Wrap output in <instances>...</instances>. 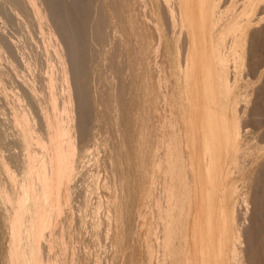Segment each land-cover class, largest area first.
<instances>
[{"label":"rangeland","instance_id":"obj_1","mask_svg":"<svg viewBox=\"0 0 264 264\" xmlns=\"http://www.w3.org/2000/svg\"><path fill=\"white\" fill-rule=\"evenodd\" d=\"M94 1L92 3L95 5H92V3H90L91 10L94 8L91 12V16L93 17L94 15L93 18L101 22L100 23L101 27L99 31L101 30L100 31L101 36L104 31L103 39L106 42L101 41L100 44L97 43L99 45L98 46L96 43H94V41L91 40L94 44L92 45L89 39V35L91 32V30H89L91 29L90 27L91 25L89 26L90 24L89 23L87 26V31H89L87 39L89 41L86 42V47L89 48L88 50H93V51L97 48L96 51L99 52L97 53L96 51H94L96 55L93 53V51L92 52L89 51L91 52L89 53L87 50L86 52V54L88 53L87 56L88 55L89 56L85 58V61H87L85 66L88 64L87 66L89 71H87L86 68L87 71L86 76L88 77L85 76L84 81L85 84L89 82L88 83L89 85L87 84L86 88L88 93L87 95L89 96L88 101H90L89 104L93 105L90 108L92 111L90 113H92L93 115L89 113L90 115L88 116L90 118L89 122L92 125L87 124L89 126V129L87 127L89 132L87 131V133L91 135L87 134V136L89 137L85 136V139L88 138L87 140L91 141L90 143L91 145L87 140H84L85 143L83 145V141L81 140L80 143L82 144H80L78 141L79 138L78 139L76 138L78 137L77 135L78 133H77V129H75V126L73 125L74 123H76L75 118L78 117V114L77 116L75 114L76 112L79 113L78 109L75 110V107L77 108L78 104L76 103L77 105L76 104L73 105V103L76 102L75 101L76 97L73 98V92L75 96V90L73 88L74 86L73 84L69 83L72 82L73 79L72 76L68 74V81L70 79L71 80L68 83L64 82L62 69L60 67L61 65L60 63H58V60L55 61V57L57 58L56 50H58V43L56 44L57 41H55L54 39L52 41V37L50 34L47 35L48 33H50L47 30H51V28L49 27H52V29L54 27L51 26V24L53 25V21H51L52 19H49L50 17L49 18L45 17L48 16L46 15L48 13L50 15V12H47L49 10L46 11V7L42 3V0H36V1L34 0L35 2L34 5L38 3V5L36 4L35 7L39 8L41 6L39 10L43 13L41 14L40 28L37 24L31 21V17L26 18L27 16H29V14H27V12L25 13L24 10L22 11V9L19 12V20L16 23L10 25L9 23H7L6 20L8 14L7 6H4L2 4L3 0H0V4H1L0 18L2 17V19L4 18L3 20L6 21V22L3 21V24L2 22H0V29L2 30L1 33H3V35L6 37L7 36L10 37V39L15 43V45L17 44L16 46L19 45V47H17L18 49L17 56L19 55L18 58L20 57L23 58V59L20 58V60L22 59L21 60L22 65L24 64L23 66H25V62L27 59H28L27 61L30 60V62L32 63L31 64L30 62H28L27 65L30 66L31 68L30 67L26 68L23 66L20 67V65L14 63L17 65L18 74L20 73L18 76L20 77L22 76L21 78L18 77V80L20 81L25 80L28 82V80L33 76V75L31 76L30 74H34L35 72L36 76L34 75L31 79L35 78L33 83H34L35 93L37 96L42 95L43 92L42 90H44L43 93H46L48 91V89L46 91V89L43 88H46L45 87V85H47L46 79L47 77L49 78L50 75H51L50 79L51 80L54 79L53 81L54 84L59 82L55 85V87L59 89H56L55 90L56 92H54L55 94H57V98L60 101L58 102V104H60L59 107L61 106L63 98L69 95L71 97V102H72L70 105L72 107L71 116L73 115V113H75L73 115L75 117L73 118L72 116V120H73L72 125L75 130L72 129L74 134L71 131L72 133L71 136L72 135L75 136V139L77 140L76 144L78 143L77 144L78 147L86 148L89 147V145L91 146V148L89 147L91 149V153H90L91 156L89 157L91 158L89 157H88L89 159L86 158L87 160L90 161L88 162L85 160L87 163L84 161L82 165V167L84 166L83 168H85L86 165L87 167L88 166L89 167L85 168L86 171H84V169L82 170V168L81 170H79L80 168L77 169V171L79 170L80 172L79 174H77L78 178L77 176H75V178H77L76 181L75 178H72L74 176L71 177L72 179L68 186H70L71 183H73L71 185L73 187L70 186L71 187V189H69L70 191L68 190L66 192L67 194H65L67 205L66 207H64V211H63L64 214L61 218V222L58 221L57 226L55 227L56 229L54 228L55 235L58 239L56 238L52 241L53 244L52 243L51 244L53 246L52 247L53 249L52 248L50 249V252L47 255V257L51 259V263L53 262L52 264H56L57 262H58L57 264H227L226 257L228 256V252L226 250L229 247L228 246L229 234H227L226 231L228 232L229 229L228 227L230 224L228 221L229 210L230 207H233V203L235 208L236 207L239 208L241 205V199L244 197L248 202L247 207L244 209L247 210L248 208V211L250 213V216H248L249 222L247 221L248 222L247 224L249 226L247 225L245 227L246 229L243 228V232L247 234L246 235L247 237H243V240H245V242L243 241L244 242L243 245L247 243L244 246L250 250V251L248 250L247 253L246 251L247 249L244 246H242V249H245L242 254H244L245 258H247L244 259V261L248 260L249 262L245 261V263L247 264L249 263L264 264L263 262L264 261V136H263L264 134L263 133L264 130V43H263L264 24L262 26L258 25L260 27L257 26L260 29L258 28L253 29L256 27L254 26L255 25L254 22L251 23L250 27L247 29L249 33H247L248 35H246L247 42L245 41V49H246L245 51H246V55L248 53L247 55L248 57L246 61L248 60L249 62L245 61V64L243 65V70H241L242 72H240V74L237 76L234 85L233 96L237 95L236 101L238 100V107L243 106L241 108L242 111L239 110L240 108L237 109V111L239 110L241 112V113L239 111H238L239 113L237 112V116L238 114H240L239 120L241 119L240 121L241 129L238 140L239 143L238 147L241 144V146L239 147L240 149L238 155L239 157L237 156V159L235 160V165L233 166V170L229 172L228 167L232 161L233 150L227 149L226 140H224L225 137L221 133L219 137H221L222 139L221 140L222 147L221 150L218 149L216 150L217 153L213 161H211V168L209 171L207 167V163L205 161V153H204V145H203L204 142L203 137L205 130L204 123L206 120V113L208 112L206 111L208 109V101L206 98L212 96L214 97L217 93V85L215 83L216 80L214 78L215 76L213 75L215 69L211 65V59H210V36H211L210 27H211V19H212L210 15L211 14L210 9H211L212 1H215V3H217V1L219 0H179V2L178 0H163V1L162 0H111L112 2L110 0H109L110 2L108 0H102V1L94 0ZM222 1L226 2V0H220L217 3L218 7L220 8V11H228L231 10L232 8H236L238 11H240L242 9L241 6H243L245 2V0L244 2L243 0L240 1L237 0L238 2L236 0H231V1L229 0L230 2H228L227 0V5L225 8L226 3L224 4ZM108 3H110L111 5ZM163 7H164L163 9L164 11L162 10ZM166 8L172 11L174 15L176 14L175 9L177 8V12L182 14L185 25L188 26L189 30L193 31V32H189V38H190L189 54L191 55V60H192L191 67L193 68L191 69V76L193 74V78L191 79L188 87L187 84H185V82L181 81L179 75L180 69L177 65L178 62L177 59L180 58L182 59L181 56L183 55V51H184L182 47L185 48V39L183 38L185 36L182 34V32L179 29L170 25L171 23H168L169 20L167 19L165 13ZM98 10L100 11L99 13L101 12L104 13V15L102 13L101 14H102V18H105V20L98 16L100 15L98 13ZM124 10H125V14H124ZM94 11L95 13H93ZM111 11L113 14L111 13ZM262 11L263 10H261V12ZM21 12L22 14L23 13L25 14L20 15ZM160 12L162 13L160 14ZM257 14L259 13H256V15ZM254 15L255 14H252V17ZM164 17H166L168 21L163 20ZM246 17L249 18L251 17V15ZM262 17L264 18V14H262ZM239 18L240 20L242 19L241 17ZM243 20L245 19L243 18ZM21 21L22 23L25 22V24H23L24 26L23 25L20 26ZM28 22H30V24H33V27L35 29L38 27L37 29H40V31L38 30L39 32L38 31L34 32L37 29L35 30L32 27L34 29L33 30ZM6 23L8 25H6ZM48 23L50 24V26L47 25ZM153 23L154 24L156 23L155 24L156 26ZM167 24H169V26ZM106 25L108 26V28L111 26L108 29V31L106 30L107 32H105V30H102L105 29ZM7 27H9V29ZM28 27H30L31 29ZM25 28H27L26 29L27 31L24 30ZM156 28L158 29L156 30ZM249 29H253L256 31L252 32V30ZM177 30L179 31V33ZM257 30L259 32H257ZM175 32L176 34L178 33V36L175 34ZM28 33L31 34V37L30 35L28 37ZM118 33L120 35H117ZM257 33L259 34L257 35ZM35 35L37 36L36 38L39 37L38 38L39 41H37L38 39L35 40ZM179 35L180 36L182 35V37L180 38ZM32 37L34 39L28 40L29 38ZM251 37L252 39L250 40L249 38ZM173 38L175 41L172 40ZM18 39H20V41ZM159 39H160L159 41L160 46L158 43ZM179 39H180V43L183 40L184 43L183 42H182L183 44L177 43ZM33 40L37 42H41V45L42 43H44L42 45L44 48L39 47L41 45L39 46L37 45L40 43L35 42V44H32L34 42ZM50 41L52 42L51 44ZM28 42L31 43L33 47L35 45L38 46V49L40 51L38 52L35 51L37 49L36 46L34 47L35 49L34 48L31 49L32 48L30 47L31 44H29L30 45L29 46ZM54 42L57 46L53 44ZM21 43H23L24 45L26 44V46H28V49L30 48L29 52L28 50L26 51L28 54L25 52L27 55H25L24 52L19 53V51L22 50L25 51L27 49L25 46V50H24L23 49L24 46ZM101 43H103L104 45L105 43L107 44L104 47L102 46L103 44ZM87 45L88 46L91 45L90 46L91 48L93 47L95 48L91 49ZM48 48L51 49L48 50ZM42 49L44 50V52ZM32 50L35 52H33ZM101 50L103 51V53ZM112 50L114 51L117 50V51H115L114 53V51ZM51 51L53 53H50ZM136 51L137 53H135ZM40 52L43 54H41ZM116 52H117V56L120 55V57H118L119 59L115 57ZM21 53H23L24 55H21ZM64 53L66 52L64 51ZM51 54L54 55H52L51 57ZM249 54L251 55L249 56ZM111 56L112 59L110 58ZM33 58L34 59L36 58V61ZM107 58L110 60H108ZM2 59L4 60H2L3 61L2 63L0 62V67H2V70L4 69V72H6V76L3 75L5 73L1 70L0 78L2 80L3 85L6 88L8 87L7 88L8 90H6L7 91L6 96L9 99L7 93L9 91L10 84L8 80L11 79L12 77L11 75H13V73L12 72L9 73L8 71H12L13 69L11 70L12 67L9 68V65L8 64L6 65L7 62L5 61L4 57ZM92 59L95 60V62ZM106 59L108 60V62ZM39 60H41L40 67H42L41 64L43 63H44L43 65H45L46 63L45 65L46 67L44 66L43 68L40 69L39 63H37L39 62ZM111 60L112 62H110ZM117 60L119 61L121 60L122 63L121 61L118 63ZM252 61L253 63L255 61L254 65H252L253 64ZM53 63L54 64L57 63V65L59 64L60 65L58 66L59 69L57 65L56 66L53 65ZM247 63L249 64V66ZM49 65H51V68ZM65 66H67L65 67L67 70L69 66L67 61L65 63ZM116 66L119 67L118 70ZM33 67L36 68V71ZM53 67L55 68L57 67L59 74H57L58 72ZM115 67H116V71H115ZM250 67H252V69ZM21 68L22 69L24 68L23 70L26 71L24 72L23 70H21ZM31 69L34 71L32 72ZM51 70L52 71L55 70L56 74L54 71L52 73ZM117 71L119 72L122 71L123 73L121 72L119 73L120 74L119 75L116 74L118 73ZM229 71L232 72L233 70H229ZM26 72L28 73V76ZM40 72H44V74ZM52 74L56 75L55 78L54 75ZM45 75H49V76H45ZM57 75L58 76L61 75V76L58 77ZM37 76H39V79H37ZM8 77L10 79H8ZM26 77L27 78L30 77V78L27 79ZM119 78H122V80ZM124 80H126L125 83ZM100 83L101 85L102 84L105 85L101 86ZM158 83L160 84V86ZM119 85L122 86V89L125 88L124 92L123 93L121 92V94L119 92H115L116 94L115 95L111 90V88L116 87L120 89L121 87ZM61 89L63 92L60 91ZM99 89L102 90L100 91ZM16 92L19 93V95L20 93L22 94L21 91L18 92L16 90ZM159 92L161 93V95L159 94ZM162 95L164 96L162 97ZM164 97L166 99H164ZM110 100L112 102H110ZM25 102H28V99L27 101H25L24 98V103ZM110 107L111 110L109 109ZM115 107L117 108L115 109ZM249 107H251L250 110ZM30 110H33V112L31 111V114L32 117L33 115L35 117L36 111L31 108ZM245 110L247 115H245ZM8 121L9 119L6 121L7 122L6 124L9 123L10 125L7 126L5 125L6 126L5 128H7L6 130L8 131L9 127H11L10 129L12 131L11 122ZM246 121L248 122V124ZM11 131L9 130L7 133L8 135L11 134L12 136L13 131L12 132ZM11 138L10 136H8V139L10 140L8 139L6 140L9 142V145L6 144L7 148L5 147V151L8 152L9 150L8 153L12 152L11 154L18 155L20 151L18 152V150L16 149L17 146L14 145V143L12 145L11 143L14 149L13 147L12 148L10 147L11 146L10 142L13 140ZM193 139L195 145L194 150H193V142H192ZM40 145L41 143L36 144L35 147L36 148L40 147ZM16 151L18 152V154ZM195 158H196V162L197 160L198 162H200L199 165L198 162L196 164L194 163ZM198 169L200 170V172H198ZM13 170H15V173L18 174L16 168ZM84 172L85 173L87 172L86 173L87 175H85ZM15 173L13 174L14 177L16 176ZM80 173L81 174L84 173L85 176L84 175L81 176ZM85 177L88 178L86 179ZM120 177H122V180L124 181H122ZM1 178L3 179L4 182L2 181ZM256 178H258V180ZM119 180L121 182H119ZM0 181L5 185H7L8 183L7 187L11 185L8 182L7 177H5V175L3 174H0ZM74 181L76 182L75 184ZM108 181L111 182L108 183ZM122 182H124L125 185ZM14 187L16 186L11 185V189L13 190V195L15 197L17 194V190H16L17 188ZM74 189L75 191H72ZM236 189H238L237 190L238 192L236 191ZM120 191L122 192L120 193ZM81 192L85 194V197L84 195H82ZM252 193L254 196L252 195ZM68 195H69V199H68ZM251 196L253 197L251 198ZM253 198H255L256 200ZM120 203L122 204L119 205ZM81 204L83 206H81ZM236 204L239 205L236 206ZM71 206H73L75 209ZM78 207L81 210L80 209L78 210ZM84 207L87 209L85 210ZM241 209L242 208H240V210L237 209L236 211L237 216L239 215ZM209 211H211L212 213L211 214L212 219H211V215H209ZM75 212L78 214L74 215ZM79 213L81 214L80 216ZM161 213L163 215H161ZM65 217H68V219L72 217V219L70 218L69 221ZM62 220H63V225H62ZM77 220H79L80 222L79 221L77 222ZM75 221L80 224V225L78 224L80 226V229L78 228L79 226H77V223ZM69 223L70 224L72 223L71 225L73 226H71ZM237 223L240 225L241 220L240 219L239 221L237 220ZM224 225L226 226L227 229L224 228ZM59 226L62 227L63 230ZM97 228L100 231H98ZM58 231L60 232V234H58L59 233ZM63 233H65L64 235L66 236L65 238H62V240L64 241H61L59 237L61 238L62 237L61 235H63ZM245 234L243 236H245ZM73 238L76 241L75 240L73 241ZM2 240L4 241V243L7 242V237L4 234L2 235ZM207 240H210V242H208ZM61 242H63L64 245H61ZM207 242L209 245V250H208ZM55 243H58L56 244L58 248L57 250L54 249L56 248ZM222 246L223 248L226 249L225 251H223V253H221ZM64 248L67 249L65 250ZM59 250L62 252V255ZM257 251L259 252L257 253ZM59 252L60 254L58 255ZM256 253L257 255H255ZM208 254L210 256L209 258H208ZM57 255L59 257H57ZM60 255L63 257L62 259H60L61 257ZM52 258H54V260ZM55 258L56 259L59 258V261L62 260V262L59 263V261L56 260Z\"/></svg>","mask_w":264,"mask_h":264},{"label":"bare ground","instance_id":"obj_2","mask_svg":"<svg viewBox=\"0 0 264 264\" xmlns=\"http://www.w3.org/2000/svg\"><path fill=\"white\" fill-rule=\"evenodd\" d=\"M36 1V0H35ZM92 0H42V3L45 5L46 7V11L50 12L46 14L48 16H45L46 18L50 17L49 19H52L51 21H53V25L51 24V26H54L53 29L52 27H49L50 24L48 23L47 25H49L48 27L51 28V30H47L50 33H48L47 35H51L52 37V41L53 39L56 42V44L58 43V50H56V56L55 57V61L58 60V63H60V65L57 63L53 65H57L61 67L62 69V73H63V78H64V82L68 83V74H70L72 76V82H69L70 84H73V88L75 90V96H74V92H73V98L76 97V102L73 103V105H75L76 103L78 104V107L76 108L75 106V110H79L76 114L73 113V115L75 114L77 116L78 114V119H76V123H74L73 125L75 126V129H77V135L78 137H76L80 143V141H83V145L85 143L84 140L85 136H87V131L89 129V126L87 124H90V118L88 117L91 111V107L93 105L89 104L90 101H88V93H87V84H85L84 81V77L86 76V72L89 71L88 70V64L85 66V64L87 63V61H85V58H87V50L89 48L86 47V42H88L89 40L87 39L88 37V32L87 31V26L89 24V26L91 27V32L89 35V39L90 41H94V43H99L101 41H104L103 39V33L101 36V33L99 31L100 29V23L99 20L97 21V19H94V15L93 17L91 16V12L93 9L91 10V2ZM102 1V0H101ZM109 1V0H108ZM107 1V2H108ZM111 1V0H110ZM109 1V2H110ZM163 1V0H162ZM220 1V0H219ZM217 1V3L219 2ZM231 1V0H230ZM228 0V2H230ZM237 1V0H236ZM234 1V2H236ZM240 1V0H239ZM38 2V1H37ZM95 2V1H94ZM112 2V1H111ZM134 2V1H133ZM160 2V1H159ZM179 2V0H178ZM223 2V1H222ZM238 2V1H237ZM244 2V0H243ZM34 0H3V5L7 6V23H9L10 25H12L13 23H16L19 20V12L24 10V12L27 14H29L28 17H31V21L35 24H37L40 28V19H41V14H43L39 8L35 7L36 4L38 5V3H36L34 5ZM98 3V2H97ZM124 3V2H123ZM163 3V2H162ZM170 3V2H169ZM215 3V1H212L211 4V36H210V59H211V65L214 67V78L216 80V85H217V93L216 95L213 97H208L206 98L208 101V109L206 111H208L206 113V120H205V130H204V137H203V145H204V153H205V161L207 163V167L208 170L210 171L211 168V161H213L214 157L216 156V150H221L222 147V143H221V137L220 134L222 133L223 139L226 140V146L227 149L229 150H233V154H232V161L228 167V171L231 172L233 170V166L235 165V160L237 159V156L239 155V147H238V140H239V135H240V121L239 120V115L237 116V112L241 110V108L243 107H238V100L237 99V95L233 96L234 93V85H235V80L237 78V76L240 74V72H242L241 70H243V65L245 64V61L247 59V55H246V49H245V41H246V35H248L247 33H249V31H247V29L250 27L251 23L255 22L256 26L253 29H256L260 26L258 25H263L264 24V18L262 17V14H264V0H245L242 9L240 11H238L236 8H232L231 10L228 11H220V8L218 7V4ZM221 3V2H220ZM225 4V8L227 5V0L226 2H223ZM222 3V4H223ZM242 3V2H241ZM41 4V3H40ZM110 4V3H108ZM146 4V3H145ZM167 4V3H166ZM165 4V5H166ZM177 4V3H176ZM174 4V5H176ZM1 5V4H0ZM92 5H95L92 3ZM103 5V4H102ZM111 5V4H110ZM164 5V4H163ZM178 5V4H177ZM240 5V3H239ZM162 6V4H161ZM3 7V6H1ZM99 7V6H98ZM102 7V6H101ZM130 7V6H129ZM166 7V6H165ZM169 7V6H168ZM177 7V6H176ZM234 7V5H233ZM238 7V4H237ZM6 8V7H5ZM4 8V9H5ZM125 8V7H124ZM160 8V7H159ZM170 8V7H169ZM173 8V7H172ZM222 8V7H221ZM240 8V6H239ZM44 9V7H43ZM147 9V8H146ZM153 9V8H152ZM164 9V7L162 8V10ZM171 9V8H170ZM118 10V9H117ZM136 10V9H135ZM161 10V11H162ZM176 10V14L174 15L172 13V11L168 10L167 8L165 9V13L167 16V20L166 17H164L163 20H167L168 23H171L170 25H172L173 27L179 29L182 34L185 36L183 39H185V48L182 47L183 51V55L181 56L182 59H177V65L179 67V75L181 78L182 82H185V84H187V87L190 84L191 79L193 78V74L191 76V69L193 67L192 66V60H191V55L189 54V43H190V38H189V32H193L191 30L188 29V26L185 25L184 23V19L182 17V14H180L179 12H177V8ZM174 10V12H175ZM261 10H263L261 12ZM102 11V10H101ZM144 11V10H143ZM164 11V10H163ZM162 11V12H163ZM179 11V10H178ZM259 11V12H257ZM100 11L98 10V13ZM115 12V10H114ZM133 12V11H132ZM160 12V14L162 13ZM23 13V14H25ZM95 13V11L93 12ZM102 13V12H101ZM99 13L100 15H98L99 17L102 18V14L104 15V13ZM112 13V11H111ZM127 13V11H126ZM135 13V12H134ZM133 13V14H134ZM150 13V12H149ZM164 13V12H163ZM256 13H259L256 15ZM22 14V12L20 13V15ZM22 14V15H23ZM113 14V13H112ZM124 14H125V10H124ZM252 14H255V18L254 16L251 17H246ZM45 15V14H44ZM145 15V13H144ZM246 15V16H245ZM3 16V15H2ZM245 16V17H243ZM22 17V16H21ZM25 17V16H24ZM44 17V16H43ZM98 17V19H99ZM105 17V16H104ZM144 17V16H143ZM239 17H243L245 20H243V18L240 20ZM100 18V19H101ZM137 18V17H136ZM239 18V19H238ZM248 18V19H247ZM0 22H2L3 24V20L2 17L0 18ZM105 20V18H102ZM117 19V18H116ZM154 19V18H153ZM46 20V19H45ZM44 20V21H45ZM103 20V21H104ZM28 21V20H26ZM30 21V22H31ZM50 21V20H49ZM50 21V22H51ZM118 21V20H117ZM6 22V21H5ZM20 22V21H19ZM30 22H28L30 24ZM43 22V21H42ZM41 22V23H42ZM47 22V21H46ZM120 22V21H119ZM117 22V23H119ZM146 22V21H145ZM6 23V25H8ZM167 23V22H166ZM1 24V25H2ZM25 24V22L22 23L21 21V25ZM34 24V26H35ZM105 24V23H104ZM108 24V23H107ZM148 24V23H147ZM154 24V23H153ZM156 24V23H155ZM154 24V25H155ZM5 25V24H4ZM3 25V26H4ZM17 25V24H16ZM27 25V22H26ZM25 25V27H26ZM31 25V26H30ZM29 26L32 28L33 24H30ZM114 25V24H112ZM117 25V24H116ZM119 25V24H118ZM153 25V26H154ZM169 26V24H167ZM15 26V24H14ZM24 26V25H23ZM42 26V25H41ZM104 26V25H102ZM136 26V25H135ZM156 26V25H155ZM253 26V27H254ZM258 26V27H257ZM2 27V26H1ZM17 27V26H16ZM28 27V28H30ZM37 27V26H36ZM89 27V28H90ZM111 27V26H110ZM109 27V28H110ZM131 27V26H130ZM171 27V26H170ZM168 27V28H170ZM9 29V27H7ZM23 28V27H22ZM30 28V29H31ZM34 28V27H33ZM32 28V29H33ZM38 28V27H37ZM36 28V29H37ZM108 26L106 25L105 32L108 31ZM15 29V27H14ZM21 29V28H20ZM27 28H25L24 30H26ZM35 29V28H34ZM33 29V30H34ZM35 29V30H36ZM140 29V28H139ZM158 28H156L157 30ZM173 29V28H171ZM253 29H249L253 31ZM260 29V28H258ZM22 30V29H21ZM32 30V31H33ZM40 31V29H37L34 32ZM42 30V29H41ZM44 30V27H43ZM107 30V31H106ZM117 30V29H116ZM176 30V29H175ZM4 31V30H3ZM31 31V32H32ZM38 31V32H39ZM110 31V30H109ZM159 31V30H158ZM157 31V32H158ZM178 31V30H177ZM262 31V30H261ZM2 30L0 29V62L2 63L4 59H2L3 57L5 58V62L6 65H9V68H11L12 71H8L9 73L12 72L13 75H11V79L8 77L9 84V91H8V97L6 96V90H8L2 83V80L0 78V174L5 175V177H7L8 182L11 185H14L17 188V194L14 197L13 195V190L11 189V185H5L4 183H2L0 181V264H50L51 263V259L47 257V255L50 252V249L53 247L52 246V241L54 239H56V235H55V230L54 228L57 226L58 221L61 222V218L63 216V211H64V207H66L67 205V201H66V197L65 194H67L66 192L71 189V186L73 183H71V187L68 186L70 184V181L72 178H75V176H77L79 174V170L84 169V171H86L85 168H88L87 165L85 168L82 167L84 161H90L87 160L86 158H88L89 156H91V141H88L89 147L86 148H81L78 147L76 144V139L75 136H71V134L73 133L72 129L73 125H72V110H71V97L69 95H67L65 98H63V101L61 103V106L59 107L60 104H58L59 99L57 98V94H55L54 92H56V88L55 85L57 83L54 84V79L51 80L49 75H45V76H49V78L47 77L46 82L47 85H45L46 88L43 89H48V91L46 93H43L44 90H42V95L41 96H37L35 93V88H34V79H31L34 75L36 76L35 72L34 74H30L32 77L27 81L25 80H18V71H17V65H22L21 60H20L19 55L18 54V49L15 45V43L10 39V37H6L3 35V33H1ZM18 32V31H17ZM24 32V31H23ZM119 32V31H118ZM163 32V31H162ZM170 32V31H169ZM180 32V33H181ZM257 32H259L257 30ZM43 33V31H42ZM110 33V32H109ZM179 33V31H178ZM178 33L175 34L178 36ZM255 33V32H254ZM10 34V32H9ZM18 34V33H17ZM23 34V33H22ZM106 34V33H105ZM174 34V35H175ZM252 34V33H250ZM259 33H257L258 35ZM263 34V33H262ZM260 34V35H262ZM19 35V34H18ZM26 35V34H25ZM31 37V34L28 33V37ZM108 35V34H107ZM117 35H120L119 33ZM116 35V36H117ZM123 35V33H122ZM132 35V34H131ZM13 36V35H12ZM46 36V35H45ZM158 36V35H157ZM180 36V35H179ZM254 36V35H253ZM252 36V37H253ZM22 37V36H21ZM26 37V36H25ZM27 37V38H28ZM37 36L35 35V40L38 39L36 38ZM41 37V36H40ZM48 37V38H51ZM105 37V36H104ZM124 37V36H123ZM175 37V36H174ZM182 37V35L180 36V38ZM248 37V36H247ZM249 38L250 40L252 39ZM255 37V36H254ZM13 38V37H11ZM20 38V37H19ZM26 38V40H27ZM42 38V37H41ZM121 38V37H120ZM134 38V37H133ZM30 39H34L29 38ZM103 39V40H102ZM135 39V38H134ZM182 39V40H183ZM20 41V39H18ZM33 40L34 42L32 44H35V42L39 41V39L37 41ZM50 40V39H49ZM112 40V39H111ZM117 40V39H116ZM133 40V39H132ZM174 40V38L172 39ZM171 40V41H172ZM181 40V41H182ZM17 41V40H15ZM46 41V40H45ZM91 41L92 45L93 42ZM118 41V40H117ZM160 39L158 40L159 46H160ZM175 41V40H174ZM178 41V40H177ZM31 42V41H30ZM42 42V39H41ZM41 42H37L40 44H37L38 46L41 45ZM106 42V41H104ZM103 42V43H104ZM121 42V41H120ZM132 42V41H131ZM184 43V40L182 41ZM181 42V43H182ZM247 42V41H246ZM259 42V41H258ZM262 42V41H261ZM25 43V42H24ZM49 43V42H48ZM52 42L50 41V44ZM101 43V44H103ZM177 43H180V39ZM180 43V44H181ZM182 43V44H183ZM264 43V42H263ZM23 44V43H21ZM31 44L28 42V45ZM31 49H33L34 47L32 46ZM44 43H42L43 45ZM55 44V42L53 43ZM55 44V45H56ZM107 43H105V45L103 44L102 46H106ZM176 44V42H175ZM252 44V42H251ZM258 44V43H257ZM39 46V47H43V46ZM47 45V44H46ZM98 45V44H97ZM133 45V44H132ZM138 45V44H137ZM178 45V44H177ZM24 50H25V46L24 45ZM38 46H36V48L38 49ZM54 46V45H53ZM52 46V48H53ZM57 46V45H56ZM88 46V45H87ZM91 46V45H90ZM88 46V47H90ZM96 46V45H95ZM99 46V45H98ZM97 46V47H98ZM111 46V45H110ZM116 46V45H115ZM127 46V45H126ZM182 46V45H181ZM252 46V45H251ZM22 47V46H21ZM51 47V45H50ZM103 47V49H104ZM120 47V46H119ZM26 50L23 51H19L20 52H24L25 55H27L28 53L26 52L28 49V46H26ZM44 48V47H43ZM46 48V46H45ZM56 48V47H55ZM91 48V47H90ZM95 48V47H93ZM91 48V49H93ZM115 48V47H113ZM128 48V47H127ZM144 48V47H143ZM178 48V47H176ZM180 48V46H179ZM251 48V47H250ZM35 49V48H34ZM35 51H40L39 49ZM51 49V48H50ZM48 48V50H50ZM97 49V48H96ZM96 49L94 51H96ZM102 49V50H103ZM137 49V48H136ZM140 49V48H139ZM158 49V47H157ZM248 49V48H247ZM252 49V48H251ZM249 49V50H251ZM255 49V48H254ZM257 49V48H256ZM43 50V49H42ZM101 50V51H102ZM156 50V49H155ZM31 51V50H30ZM33 51V50H32ZM33 51V52H35ZM64 51L66 53H64ZM89 51H93V50H88ZM93 51V53H94ZM105 51V50H104ZM114 51V50H112ZM117 51V50H115ZM114 51V53H115ZM135 51V50H134ZM179 51V52H182ZM27 54H26V53ZM32 52V53H33ZM44 52V50H43ZM89 52V53H91ZM97 53L99 51H96ZM119 52V51H118ZM41 53V52H40ZM39 53V54H40ZM46 53V52H45ZM44 53V54H45ZM50 53H53L52 51ZM48 53V54H50ZM103 53V51H102ZM109 53V52H108ZM137 53V51L135 52ZM23 53H21V55H24ZM43 54V53H41ZM86 54V55H85ZM95 54V53H94ZM111 54V53H110ZM120 54V53H119ZM178 54V53H177ZM182 54V53H181ZM54 54H51V57ZM93 55V54H92ZM96 55V54H95ZM104 55V54H103ZM130 55V54H129ZM180 55V54H179ZM251 54H249L250 56ZM256 55V52H255ZM48 56V55H47ZM86 56V57H85ZM106 56V55H105ZM109 56V55H108ZM107 56V57H108ZM114 56V55H112ZM112 56L110 57L112 59ZM135 56V55H134ZM25 57V56H23ZM49 57V56H48ZM95 57V56H94ZM93 57V58H94ZM115 57H120L117 56V52H116V56ZM122 57V56H121ZM136 57V56H135ZM159 57V56H158ZM96 58V57H95ZM106 58V57H105ZM104 58V59H105ZM34 59V58H33ZM32 59V60H33ZM67 59V60H66ZM108 59V58H107ZM106 59V60H107ZM119 59V58H118ZM124 59V58H123ZM158 59V58H157ZM250 59V58H248ZM25 60V59H24ZM28 60V59H27ZM25 62V66L23 67H30L27 66L28 62ZM36 61V58L34 59ZM33 60V61H34ZM42 60V59H41ZM37 62L39 63V67H40V61ZM53 60V59H52ZM93 60V59H92ZM102 60V59H101ZM110 60V59H108ZM107 60V62H108ZM32 61V62H33ZM34 61V62H35ZM47 61V60H46ZM53 61V62H55ZM69 64L68 69L66 70L65 67V63ZM95 62V60H93ZM98 61V59H97ZM118 63L121 61L117 60ZM248 61V60H247ZM246 61V62H247ZM33 62V63H34ZM91 62V61H90ZM102 62V61H101ZM112 62V60L110 61ZM116 62V61H115ZM125 62V61H124ZM156 62V61H155ZM249 62V61H248ZM4 63V64H5ZM16 63V64H14ZM21 63V64H20ZM24 63V62H23ZM31 63V62H30ZM29 63V64H30ZM36 63V62H35ZM51 63V61H50ZM49 63V64H50ZM122 63V61H121ZM253 63V61H252ZM255 63V61H254ZM254 63L252 65H254ZM32 64V63H31ZM44 64V63H43ZM41 64L43 68L45 65ZM91 64V63H90ZM89 64V67H90ZM93 64V63H92ZM191 64V65H190ZM248 64V63H247ZM257 64V63H256ZM36 65V64H35ZM34 65V67H35ZM100 65V64H99ZM124 65V64H123ZM130 65V64H129ZM32 66V65H31ZM37 66V65H36ZM51 68V65H49ZM107 66V65H106ZM121 66V65H120ZM125 66V65H124ZM127 66V64H126ZM155 66V65H154ZM249 66V64H248ZM6 67V66H5ZM33 67V68H34ZM46 67V66H45ZM57 67H53L55 68V70L58 72ZM113 67V66H112ZM117 67V66H116ZM116 67H115V71H116ZM8 68V67H7ZM31 68V67H30ZM49 68V69H50ZM52 68V69H53ZM87 68V71H86ZM104 68V67H103ZM107 68V67H106ZM110 68V67H109ZM119 67H117L118 70ZM233 68V69H231ZM252 69V67H250ZM6 69V68H5ZM24 69V68H23ZM21 68V70H23ZM36 71V68H34ZM38 69V70H40ZM59 69V67H58ZM108 69V68H107ZM125 69V67H124ZM148 69V68H147ZM2 70V67H0V71ZM9 70V69H7ZM32 70V69H31ZM47 70V69H46ZM55 70H53L55 72ZM229 70H233L232 72H230ZM4 72V69L2 70ZM24 71V70H23ZM22 71V72H23ZM26 71V70H25ZM24 71V72H25ZM28 71V70H27ZM34 70H32L33 72ZM53 71L51 70V72L53 73ZM101 71V70H100ZM108 71V70H107ZM2 72V74H3ZM29 72V71H28ZM30 72V73H32ZM45 72V71H44ZM44 72H40L43 73ZM47 72V71H46ZM99 72V71H98ZM114 72V71H112ZM119 74L121 72L117 71ZM168 72V71H167ZM6 76V72H4ZM27 73V72H26ZM39 73V72H38ZM50 73V71H49ZM48 73V74H49ZM89 73V72H88ZM101 73V72H100ZM111 73V72H110ZM123 73V72H122ZM129 73V72H128ZM133 73V72H132ZM22 74V73H21ZM46 74V73H45ZM56 74V72H55ZM59 74V72L57 73ZM98 74V73H97ZM114 74V73H112ZM115 74V75H116ZM159 74V73H158ZM1 75V73H0ZM54 75V74H52ZM114 75V76H115ZM120 75V74H119ZM128 75V74H126ZM28 76V73H27ZM56 75H54L55 78ZM58 76V75H57ZM61 75H59L58 77H60ZM117 76V75H116ZM140 76V75H139ZM158 76V75H157ZM2 77V76H1ZM22 77V76H21ZM20 77V78H21ZM53 77V76H52ZM70 77V76H69ZM88 77V76H86ZM113 77V76H112ZM121 77V76H120ZM6 78V77H5ZM46 78V77H44ZM110 78V77H109ZM139 78V77H138ZM37 79H39V76H37ZM59 79V78H56ZM55 79V80H56ZM115 79V78H114ZM122 80V78H119ZM125 79V77H124ZM6 80V79H5ZM45 80V79H42ZM109 80V79H107ZM140 80V79H139ZM62 81V80H60ZM111 81V80H110ZM119 81V80H118ZM6 82V81H5ZM102 82V81H101ZM126 82V80H124V83ZM231 82V83H230ZM62 83V82H61ZM60 83V84H61ZM65 83V85H66ZM104 83V82H103ZM121 83V82H120ZM237 83V82H236ZM5 84V83H4ZM45 84V83H44ZM43 84V85H44ZM119 84V83H118ZM117 84V85H118ZM159 84V83H158ZM182 84V83H180ZM59 85V84H58ZM64 85V84H63ZM69 85V84H68ZM89 85V84H88ZM101 85V83H100ZM105 85V84H102ZM101 85V86H102ZM152 85V84H151ZM9 86V85H6ZM107 86V85H106ZM120 86V85H119ZM160 86V84H159ZM43 87V86H42ZM62 87V85H61ZM67 87V86H66ZM65 87V88H66ZM72 87V85H71ZM112 87V86H111ZM121 88H111V90L113 91V93L115 94V92H119L121 94V92H124V89H122V86H120ZM64 88V87H63ZM68 88V87H67ZM103 88V87H102ZM109 88V87H108ZM161 88V87H160ZM239 88V87H238ZM89 89V88H88ZM104 89V88H103ZM107 89V87H106ZM110 89V88H109ZM108 89V90H109ZM259 89V88H258ZM16 90L18 92H22V94L17 93ZM64 90V89H63ZM66 90V89H65ZM100 90V89H99ZM102 90V89H101ZM100 90V91H101ZM105 90V89H104ZM103 90V91H104ZM123 90V91H122ZM180 90V89H179ZM38 91V88H37ZM40 91V90H39ZM59 91V90H58ZM57 91V92H58ZM62 91V89L60 90ZM71 91V89H70ZM69 91V92H70ZM251 91V90H250ZM39 92V93H41ZM63 92V91H62ZM65 92V91H64ZM99 92V91H98ZM111 92V91H110ZM252 92V91H251ZM107 93V91H106ZM117 93V94H119ZM150 93V92H149ZM60 94V93H59ZM62 94V93H61ZM66 94V93H65ZM100 94V93H99ZM113 94V95H114ZM159 94L161 95V93L159 92ZM175 94V93H174ZM258 94V93H257ZM256 94V95H257ZM104 95V94H103ZM111 95V94H110ZM109 95V97H110ZM112 95V97H113ZM116 95V94H115ZM126 95V94H125ZM249 95V94H248ZM27 98H26V97ZM106 96V94H105ZM118 96V95H117ZM164 95H162L163 97ZM241 96V95H240ZM115 97V96H114ZM236 97V98H234ZM244 97V96H243ZM249 97V96H248ZM256 97V96H255ZM254 97V98H255ZM24 98L25 102L24 103ZM72 98V99H73ZM123 98V97H122ZM127 98V97H126ZM99 99V98H98ZM104 99V98H103ZM111 99V98H110ZM154 99V98H153ZM163 99V98H162ZM164 99H166L164 97ZM247 99V98H246ZM61 100V99H60ZM112 100V99H111ZM110 100V102H112ZM120 100V99H119ZM118 100V101H119ZM122 100V99H121ZM184 100V99H183ZM117 101V102H118ZM155 101V100H154ZM165 101V100H164ZM242 101V100H240ZM115 102V101H114ZM113 102V103H114ZM116 102V103H117ZM112 103V104H113ZM115 103V104H116ZM122 103V102H121ZM158 103V102H157ZM248 103V102H247ZM76 104V105H77ZM111 104V105H112ZM240 104V103H239ZM243 104V103H242ZM91 105V106H90ZM114 105V104H113ZM119 105V104H118ZM147 105V104H146ZM101 106V105H100ZM115 106V105H114ZM240 106V105H239ZM112 107V106H111ZM111 107L109 108L111 110ZM254 107V106H253ZM34 109L35 111V117L31 114V111L33 112ZM117 107H115L116 109ZM240 108L238 111L237 109ZM251 107H249L250 110ZM255 108V107H254ZM113 109V108H112ZM114 109V110H115ZM246 109V108H245ZM93 110V109H92ZM252 110V109H251ZM149 111V110H148ZM239 111V112H240ZM114 112V111H113ZM146 112V111H145ZM238 112V113H239ZM249 112V111H248ZM90 113V114H89ZM241 113V112H240ZM255 113V112H254ZM93 115V114H92ZM116 115V112H115ZM146 115V114H145ZM242 115V114H241ZM245 115L246 114V110H245ZM97 116V115H96ZM244 116V115H243ZM242 116V118H243ZM75 116H73L74 118ZM91 117V116H90ZM93 117V116H92ZM247 117V116H246ZM250 117V116H249ZM96 118V117H95ZM9 119L8 122H11V126H12V131H11V127H9V130L12 132V136L11 134L8 135V131L6 130L7 128H5L7 125H10L9 123L6 124L7 120ZM89 119V120H88ZM105 119V118H104ZM251 119V118H249ZM78 120V121H77ZM145 120V119H144ZM75 121V120H74ZM92 122V121H91ZM127 122V121H126ZM166 122V121H165ZM247 122V121H246ZM249 122V120H248ZM247 122V124H248ZM94 123V122H93ZM129 123V122H128ZM101 124V123H100ZM104 124V123H103ZM243 124V122H242ZM6 125V126H5ZM92 125V124H90ZM116 125V124H115ZM246 125V124H245ZM77 126V128H76ZM155 126V125H154ZM88 127V129H87ZM101 127V125H100ZM103 127V125H102ZM243 127V126H242ZM247 127V126H245ZM91 128V126H90ZM94 128V127H93ZM180 128V127H179ZM74 129V130H75ZM102 129V128H101ZM143 129V128H142ZM248 129V128H247ZM246 129V130H247ZM244 130V128H243ZM72 131V133H71ZM91 131V129H90ZM95 131V130H94ZM142 131V130H141ZM75 132V131H74ZM89 132V131H88ZM180 132V131H179ZM181 133V132H180ZM246 133V132H245ZM264 133V130H263ZM74 134V133H73ZM172 134V133H171ZM243 134V133H242ZM91 135V134H88ZM151 135V134H150ZM156 135V134H155ZM180 135V134H179ZM262 135V134H261ZM8 136H10L11 139H13L10 142V145L12 143H14V145L17 146V150L18 152L20 151V153L15 155V154H11L8 153L7 151H5V147L6 144L9 145V142L6 141L8 139ZM158 136V135H157ZM171 136V135H170ZM264 136V134H263ZM91 137V136H90ZM97 137V136H96ZM141 137V136H140ZM166 137V136H165ZM73 138V139H72ZM169 138V137H168ZM263 138V137H262ZM127 139V138H126ZM149 139V138H148ZM247 139V138H246ZM10 140V139H8ZM91 140V139H90ZM140 140V139H139ZM157 140V139H156ZM263 140V139H261ZM86 141V142H87ZM149 141V140H148ZM8 142V143H6ZM107 142V141H106ZM141 142V141H140ZM175 142V141H174ZM193 142V150L195 149V145H194V139L192 140ZM41 143L40 147H35L36 144ZM108 143V142H107ZM150 143V142H149ZM82 144V143H80ZM110 144V143H109ZM172 144V143H171ZM10 146L11 148L13 146ZM169 145V143H168ZM181 145V143H180ZM39 146V145H38ZM82 146V145H81ZM94 146V145H93ZM145 146V145H144ZM148 146V145H147ZM9 147V146H8ZM19 147V148H18ZM141 147V146H140ZM7 148V147H6ZM93 148V147H92ZM174 148V147H173ZM9 149V148H8ZM14 149V147H13ZM12 149V150H13ZM20 149V150H19ZM155 149V146H154ZM169 149V148H168ZM7 150V149H6ZM175 150V149H174ZM262 150V148H261ZM11 151V150H10ZM14 151V150H13ZM101 151V150H100ZM148 151V149H147ZM171 151V150H170ZM7 152V153H6ZM15 152V153H16ZM115 153V152H114ZM193 153V152H192ZM6 154V155H5ZM111 154V153H109ZM185 154V153H184ZM166 155V154H165ZM195 155V154H194ZM254 155V154H253ZM141 156V155H140ZM146 156V155H145ZM116 157V156H115ZM239 157V156H238ZM91 158V157H89ZM88 158V159H89ZM144 158V157H143ZM171 158V157H170ZM92 160V159H91ZM85 161V162H86ZM115 161V160H113ZM111 162V161H110ZM198 162V160H197ZM196 158L194 160V163L196 164ZM87 163V162H86ZM85 163V164H86ZM91 163V162H90ZM112 163V162H111ZM158 163V162H157ZM156 163V164H157ZM200 162H198L199 165ZM92 164V163H91ZM109 164V163H108ZM116 164V163H115ZM159 164V163H158ZM251 164V163H250ZM98 165V164H97ZM113 166V165H112ZM91 167V166H90ZM96 167V166H95ZM115 167V166H114ZM16 168V171H18V174L15 173V170L13 169ZM80 168V169H79ZM109 168V167H108ZM150 168V167H149ZM77 169H79L77 171ZM259 169V168H258ZM91 170V169H89ZM94 170V169H93ZM96 171V170H95ZM110 171V170H109ZM116 171V170H115ZM208 171V172H209ZM83 172V171H81ZM93 172V171H91ZM198 172H200V170L198 169ZM15 173V177L14 174ZM85 173V172H84ZM80 173V175H84ZM87 173V172H86ZM85 173V175H87ZM109 173V172H108ZM120 173V172H119ZM144 173V172H143ZM257 173V172H256ZM261 173V172H260ZM230 174V173H229ZM84 175V176H85ZM95 175V174H94ZM166 175V174H165ZM257 175V174H256ZM255 175V177H256ZM74 176V177H72ZM116 176V175H115ZM121 176V175H120ZM231 176V175H230ZM72 177V178H71ZM153 177V176H152ZM155 177V176H154ZM75 178V181L76 179ZM86 178V177H85ZM88 178V177H87ZM86 178V179H87ZM91 178V177H90ZM98 178V177H97ZM122 180V177H120ZM2 179V178H1ZM81 179V178H80ZM124 179V178H123ZM258 180V178H256ZM74 180V179H73ZM111 180V178H110ZM166 180V179H165ZM3 181V179H2ZM74 181V184L76 183ZM80 181V180H78ZM89 181V180H88ZM93 181V180H92ZM124 181V180H122ZM154 181V180H152ZM163 181V180H162ZM4 182V181H3ZM7 182V181H6ZM5 182V183H6ZM97 182V181H96ZM106 182V181H105ZM111 181H108V183ZM119 182H121L119 180ZM118 182V183H119ZM165 182V181H164ZM168 182V181H167ZM84 183V182H83ZM89 183V182H88ZM91 183V182H90ZM107 183V184H108ZM124 185L125 183L122 182ZM150 183V182H149ZM160 183V182H159ZM253 183V182H252ZM257 183V182H256ZM87 184V183H85ZM106 184V183H105ZM115 184V181H114ZM121 184V185H123ZM163 184V183H162ZM89 185V184H87ZM111 185V183H110ZM109 185V186H110ZM91 186V185H90ZM94 186V185H93ZM117 186V185H116ZM232 186V185H230ZM84 187V186H83ZM92 187V186H91ZM115 187V186H114ZM122 187V186H119ZM125 187V186H123ZM155 187V185H154ZM239 187V186H238ZM85 188V187H84ZM110 188V187H109ZM116 188V187H115ZM159 188V187H158ZM73 189V188H72ZM78 189V188H77ZM123 189V188H122ZM155 189V188H154ZM245 189V188H244ZM124 190V189H123ZM122 190V191H123ZM126 190V189H125ZM160 190V189H159ZM212 190V189H210ZM238 189H236L237 191ZM70 191V190H69ZM72 191H75L72 190ZM82 191V190H81ZM86 191V189H85ZM89 191V190H88ZM111 191V190H110ZM119 191V190H118ZM120 191V193L122 192ZM150 191V190H149ZM168 191V190H167ZM235 191V193H236ZM238 192V191H237ZM250 192V191H249ZM80 193V192H79ZM82 193V192H81ZM92 193V192H91ZM119 193V194H120ZM161 193V192H160ZM167 193V192H166ZM169 194V193H168ZM215 194V193H214ZM212 194V195H214ZM251 194V193H250ZM82 195L85 194L82 193ZM158 195V194H157ZM253 195V193H252ZM257 195V194H256ZM255 195V196H256ZM72 196V194H71ZM87 196V195H86ZM117 196V193H116ZM175 196V195H174ZM231 196V195H230ZM254 196V195H253ZM251 196V198L253 197ZM122 197V196H121ZM163 197V195H162ZM161 197V198H162ZM242 197V196H241ZM87 198V197H86ZM117 198V197H116ZM159 198V197H158ZM231 198V197H230ZM234 198V197H232ZM68 199H69V195H68ZM163 199V198H162ZM161 199V200H162ZM255 199V198H253ZM160 200V199H158ZM167 200V199H166ZM232 200V199H230ZM238 200V199H237ZM252 200V199H251ZM256 200V199H255ZM117 201V200H116ZM188 201V200H187ZM69 202V201H68ZM160 202V201H159ZM164 202V201H163ZM167 202V201H166ZM229 202V201H228ZM70 203V202H69ZM68 203V204H69ZM72 203V202H71ZM101 203V202H100ZM108 203V202H107ZM155 203V202H154ZM232 203V202H230ZM247 200L243 197L241 199V205L240 207H236L234 206L233 203V207H230L229 210V216H228V221H229V229L228 232L226 231L227 234H229V244H228V249L226 250L225 248H223V246L221 247V253H223V251H227L228 252V256L227 258V264H247L245 263L244 259L245 258L244 254H242L244 252L245 249H242V246L246 245L243 243L245 242V240H243V237H247L244 232H243V228H245L249 222L248 216H250V213L247 210L244 209L247 207ZM255 203V202H254ZM122 203H120L119 205H121ZM165 204V203H164ZM168 204V203H167ZM172 204V203H171ZM259 204V203H258ZM95 205V204H94ZM159 205V204H158ZM228 205V204H227ZM239 204H236V206H238ZM250 205V204H249ZM257 205V204H256ZM81 206H83L81 204ZM80 206V208H81ZM155 206V205H154ZM164 206V205H163ZM189 206V205H188ZM232 206V205H231ZM255 206V205H254ZM73 207V206H71ZM102 207V206H101ZM166 207V206H165ZM174 207V206H173ZM249 207V206H248ZM74 208V207H73ZM78 207V210L80 209ZM85 208V207H84ZM83 208V209H84ZM162 208V207H161ZM243 211L239 213V218L236 215V211L237 209ZM75 209V208H74ZM87 208H85L86 210ZM250 209V208H249ZM259 209V208H258ZM71 210V209H70ZM77 210V209H76ZM81 210V209H80ZM156 211V210H155ZM256 211V209H255ZM74 212V211H73ZM80 212V211H78ZM95 212V211H94ZM99 212V211H98ZM164 212V211H162ZM72 213V212H71ZM78 213L75 212L74 215H76ZM89 214V213H88ZM99 214V213H98ZM101 214V213H100ZM104 214V213H103ZM154 214V213H153ZM157 214V212H156ZM155 214V216H156ZM171 214V213H170ZM169 214V215H170ZM211 211H209V215H211ZM254 214V213H253ZM73 215V214H72ZM81 214L79 213V216ZM107 215V214H105ZM160 215V214H159ZM161 215H163L161 213ZM257 215V214H255ZM254 215V216H255ZM259 215V214H258ZM71 216V215H70ZM100 216V215H99ZM98 216V217H99ZM252 216V215H251ZM95 217V216H94ZM107 217V216H106ZM109 217V216H108ZM111 217V216H110ZM163 217V216H162ZM180 217V216H179ZM67 220L70 221V218L72 219V217H70ZM97 218V217H96ZM95 218V219H96ZM102 218V217H100ZM99 218V219H100ZM105 218V217H104ZM157 218V217H156ZM237 218V219H236ZM77 219V218H76ZM79 219V218H78ZM138 219V218H137ZM211 219H212V215H211ZM239 219L241 220V224L239 225L237 223V220L239 221ZM253 219V218H252ZM251 219V220H252ZM66 220V221H67ZM159 220V217H158ZM169 220V219H168ZM68 221V222H69ZM72 221V220H71ZM79 220H77L78 222ZM108 221V220H107ZM248 221V222H247ZM65 222V221H64ZM76 222V221H75ZM76 222V223H77ZM80 222V221H79ZM89 222V221H88ZM105 222V221H104ZM159 222V221H157ZM169 222V221H167ZM252 222V221H251ZM109 223V222H108ZM61 224V223H60ZM70 224V223H69ZM72 224V223H71ZM70 224V225H71ZM79 223H77V226ZM90 224V223H89ZM107 224V223H106ZM159 224V223H158ZM62 225H63V220H62ZM110 225V224H108ZM156 225V224H155ZM176 225V224H175ZM73 226V225H71ZM95 226V225H94ZM160 226V225H159ZM172 226V225H171ZM249 226V225H248ZM60 227V226H59ZM68 227V226H67ZM98 227V226H96ZM109 227V226H108ZM62 228V227H60ZM74 228V227H73ZM80 229V226L78 227ZM110 228V227H109ZM156 228V227H155ZM224 228H226V226L224 225ZM56 229V228H55ZM98 229V228H97ZM157 229V228H156ZM163 229V227H162ZM224 229V231H225ZM246 229V228H245ZM244 229V230H245ZM248 229V228H247ZM63 230V228H62ZM60 230V231H62ZM74 230V229H73ZM98 231H100L98 229ZM173 231V230H172ZM175 231V230H174ZM59 232V231H58ZM64 232V231H62ZM76 232V231H75ZM79 232V231H77ZM105 232V231H104ZM160 232V230H159ZM162 232V231H161ZM5 235L7 237V242L4 243V241L2 240V235ZM57 234V233H56ZM60 234V232L58 233ZM65 233H63V235H61L62 237L59 239L62 240V238H65L66 235H64ZM67 234V232H66ZM96 234V233H95ZM100 234V233H99ZM153 234V233H152ZM162 234V233H161ZM245 234V236H243ZM101 235V234H100ZM164 235V234H163ZM170 235V234H169ZM184 235V234H183ZM64 236V237H63ZM74 236V235H73ZM104 236V235H103ZM4 237V236H3ZM54 237V238H53ZM77 237V236H76ZM72 238V236H71ZM91 238V237H90ZM223 238V237H222ZM251 238V237H250ZM58 239V238H57ZM246 239V238H244ZM249 239V238H248ZM75 239L73 238V241ZM96 240V239H95ZM94 240V241H95ZM99 240V239H98ZM167 240V239H166ZM225 240V239H224ZM58 241V240H57ZM56 241V242H57ZM76 241V240H75ZM89 241V240H88ZM162 241V240H161ZM169 241V239H168ZM208 242H210V240H207ZM223 241V239H222ZM244 241V242H243ZM251 241V240H250ZM207 242V246H208V250H209V245ZM249 242V241H248ZM52 243V244H51ZM5 244V245H4ZM58 243H55V245ZM66 244V243H65ZM97 244V243H96ZM222 244V242H221ZM60 245V244H59ZM58 245V246H59ZM61 245H64L63 242H61ZM71 245V244H70ZM162 245V244H161ZM251 245V244H249ZM93 246V245H92ZM97 246V245H96ZM167 246V244H166ZM161 247V246H160ZM245 247V246H244ZM60 248V247H59ZM94 248V247H93ZM246 248V247H245ZM53 249V248H52ZM54 249H58L57 245L56 248ZM65 249V248H64ZM67 249V248H66ZM65 249V250H66ZM166 249V248H165ZM185 249V248H184ZM247 249V248H246ZM73 250V249H72ZM160 250V248H159ZM247 249V253H248ZM52 251V250H51ZM60 251V250H59ZM74 251V250H73ZM250 251V250H249ZM61 252V251H60ZM60 252L58 253V255L60 254ZM77 252V251H76ZM167 252V251H166ZM253 252V251H252ZM259 251H257L258 253ZM169 253V252H168ZM225 253V252H224ZM257 253L255 255H257ZM166 254V253H165ZM174 254V253H173ZM53 255V254H52ZM57 255V257H59ZM62 255V252H61ZM60 255V256H61ZM227 255V254H226ZM246 255V253H245ZM51 256V255H50ZM56 256V255H55ZM259 256V255H258ZM52 257V256H51ZM209 254H208V258H209ZM63 257L61 256L60 259H62ZM250 258V257H249ZM54 260V258H52ZM56 259V258H55ZM59 261V258L56 259ZM55 260V262H56ZM170 260V259H169ZM258 261V260H257ZM61 261H59V263H61ZM249 262V261H248ZM264 262V261H263ZM53 263V262H52ZM51 263V264H52ZM58 263V262H57ZM56 263V264H57ZM165 263V262H164ZM253 263V262H252ZM250 264V263H249ZM255 264V263H254Z\"/></svg>","mask_w":264,"mask_h":264}]
</instances>
